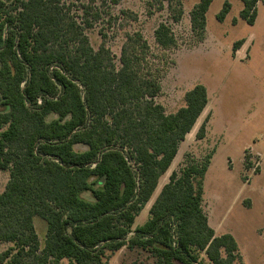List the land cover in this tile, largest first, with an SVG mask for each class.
<instances>
[{
  "label": "trees",
  "instance_id": "obj_1",
  "mask_svg": "<svg viewBox=\"0 0 264 264\" xmlns=\"http://www.w3.org/2000/svg\"><path fill=\"white\" fill-rule=\"evenodd\" d=\"M97 1L82 6L79 22L66 0H0V172H9L0 244H12L0 264H107L108 253L124 247L149 252L153 264H243L235 238L216 235L203 209L211 157L199 163L186 155L148 220L133 229L209 98L197 85L166 114L155 101L161 70L141 33L127 35L120 68L105 42L98 51L90 45L85 31L102 18L101 7L122 0ZM156 1L181 20L185 0ZM259 1L242 0L249 25ZM212 2L199 0L191 12L201 40ZM230 9L227 0L218 19ZM155 38L165 50L176 46L164 23ZM205 136L203 123L196 138ZM36 217L46 223L43 244Z\"/></svg>",
  "mask_w": 264,
  "mask_h": 264
},
{
  "label": "rangeland",
  "instance_id": "obj_2",
  "mask_svg": "<svg viewBox=\"0 0 264 264\" xmlns=\"http://www.w3.org/2000/svg\"><path fill=\"white\" fill-rule=\"evenodd\" d=\"M226 1L213 0L202 40L191 21V12L199 0L183 2L179 22L173 20L166 3L160 8L156 0H122L117 6L101 7L102 18L85 33L96 51L106 43L117 68L121 67L127 35L141 33L150 47V62L161 70L162 90L155 101L166 114L182 108L185 94L195 86L206 87L209 103L160 184L167 183L173 171L184 167L186 155L199 163L211 157L203 196L209 224L216 235L230 234L235 238L243 264H264V0L257 5L254 25L241 17L242 0H229L230 12L220 21L218 16ZM66 2L79 22L83 5L100 6L97 0ZM162 23L172 29L176 38V46L168 50L161 48L155 38ZM239 41L244 44L234 52L233 46ZM1 101L0 98V111L4 109ZM203 123L206 136L198 140L196 134ZM84 149L76 146L77 151ZM8 180L9 172H0V193ZM159 193L157 189L149 205ZM84 197L91 199L90 194ZM148 218L149 209L145 207L133 229ZM35 224L43 244L46 223L37 218ZM10 246L0 244V254ZM154 262L149 252L137 248L124 247L109 252L107 257V264Z\"/></svg>",
  "mask_w": 264,
  "mask_h": 264
},
{
  "label": "crops",
  "instance_id": "obj_3",
  "mask_svg": "<svg viewBox=\"0 0 264 264\" xmlns=\"http://www.w3.org/2000/svg\"><path fill=\"white\" fill-rule=\"evenodd\" d=\"M199 119H200V118H199ZM199 119H198V120H199ZM197 122H198V121H197ZM196 124H197V123H196ZM192 131H193V130H192ZM188 135H189V134H188ZM186 138H187V137H186ZM182 143H183V142H182ZM180 146H181V145H180ZM179 149H180V148H179ZM178 155H179V152H178L177 156H178ZM177 156H176V158H177ZM176 158H175V160H176ZM175 160H174V162H173L171 168L173 167V165H174V163H175ZM171 168L169 169V171L171 170ZM169 171H168V172H169ZM168 172H167V173H168ZM167 173H166V174H167ZM166 174H165V175H166ZM165 175H164V176H165ZM164 176L160 179V181L163 180ZM160 183H161V182H159V185H158V188H157V189H160V191H161L162 187H163L165 184H167L168 182H167V183H163V184H160ZM157 189H156V190H157ZM152 198H153V197H152ZM152 200H153V199H151L150 202H152ZM150 202H149V203H150ZM149 203L147 204L149 207H147V205H146V208H148V209L150 210V208H151L152 205H149ZM144 209H145V208H144ZM37 218H38V217H36L35 220H37ZM40 219H41V218H40ZM35 220H34V222H35ZM135 222H136V221H135ZM144 223H145V222H144ZM134 225H135V224H134ZM209 225H210V224H209ZM35 226H36V224H35ZM45 233H46V229H45ZM39 237H40V236H39ZM44 237H45V235H44Z\"/></svg>",
  "mask_w": 264,
  "mask_h": 264
}]
</instances>
